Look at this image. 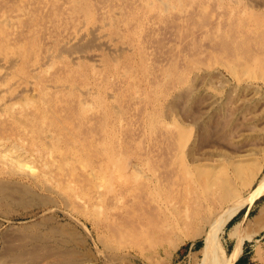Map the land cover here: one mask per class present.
<instances>
[{
  "label": "rangeland",
  "instance_id": "374dc122",
  "mask_svg": "<svg viewBox=\"0 0 264 264\" xmlns=\"http://www.w3.org/2000/svg\"><path fill=\"white\" fill-rule=\"evenodd\" d=\"M156 1L145 0L144 3V0L143 2L142 0L141 2L139 0H33L32 3V0H0V142L3 140L4 144L14 143L16 145L19 142V146L23 148L21 151L25 153L22 152V155L35 160L34 164L39 169L35 176H28L12 173L0 165V183H9L14 185V187L15 184L18 186L22 185L24 189H27V192L29 190L28 195L23 196V199H21L22 197H16V195L12 196L16 198L15 200L12 198L6 201L7 199L5 200L0 196V264H199L200 261L204 260L203 253L207 248L205 244L207 236L204 232L208 228L206 220L212 223L215 220V216L217 217L220 213V210L226 208L227 200L221 201L218 196V189L215 186L208 188L206 191L202 185H195L190 191L183 194L180 193L179 186L176 189L177 186L174 184V187L168 188L166 180H160L158 183L160 187L158 184L150 187V189L154 190H151L152 194L149 196L146 190L142 191L141 188L144 187V181L142 180L144 176L150 177L155 173L165 179L167 174H169V169L172 166H177L183 158H186L187 152V155L190 156L189 151L192 152L190 158L193 161L197 159L198 163L201 162L203 165L208 164V167L206 166L207 169L217 170L219 167L222 170L220 172H224L225 175L229 174L227 176L232 180L231 183H235L234 185L237 187L240 186V193L244 197L259 189L251 199L246 200L238 207L235 206V210H231L232 212L224 222L220 221L218 225L212 228L214 229V243L217 241L223 251V255L218 257L224 264H233L239 255L240 260L238 264H264V186L257 187L259 182L264 179V30L257 26V30L251 29L254 25L253 23H255V19H252L250 15L249 17L246 16V13L254 14L253 12H255L254 17L260 16V19L264 20V0H241L242 3H239L240 0H221L222 2L220 0H189V2L188 0H169L168 7L161 5L160 0L157 1L158 3ZM179 1L181 2L179 3ZM187 2L189 3L188 6H184ZM234 4H237L238 7L236 8ZM178 5L181 6L178 7ZM218 5L220 6L218 7ZM8 6L10 7L8 8ZM6 11L11 15H7ZM145 15L146 17H144ZM185 15H188V17ZM183 20L184 22H182ZM196 20L198 24H196ZM30 22L36 23L37 27L34 23ZM205 22L206 24H203ZM180 23L182 26H179ZM212 26L216 28L214 29ZM247 26L252 27L248 29ZM212 31H215V33ZM136 36L138 37L136 38ZM138 39L141 40L139 41ZM227 39L230 43L229 49L225 47ZM63 44L67 46L63 47ZM59 46H62L63 49ZM59 48L61 49L60 51ZM240 48H245L246 52L240 53L241 55L238 58L234 53L237 50L240 51ZM258 50L263 51L258 52ZM142 51H144L145 55ZM47 53L48 55H46ZM255 56L258 59L257 62L253 60ZM155 65L158 66L156 67ZM188 66L192 68L189 70ZM229 66H232L233 69H229ZM123 69L128 71L125 72ZM227 69H229V72ZM243 69L245 72L242 73ZM60 77L62 80H59ZM30 79L33 80L31 81ZM126 80L128 81L127 83ZM3 81H6V83ZM62 81H65L66 84ZM244 82L252 84L255 92H248L247 89L243 88H235L239 84H245ZM53 83L55 85L52 86ZM127 84L131 86L129 87ZM69 85L71 89H69ZM109 89L110 92L108 91ZM77 92L81 94H77ZM90 92L91 94H89ZM186 94L188 97H186ZM110 97L115 100H112ZM212 97L217 98L216 101H213L212 106H210L208 102ZM42 98H45V100ZM83 98L84 100H82ZM109 98L111 100H108ZM13 99L18 101H15V103ZM87 100L92 101L89 102ZM26 101L30 103L27 104ZM32 101H34V104H32ZM6 107L8 108L6 109ZM47 107H49L50 111L46 109ZM96 108L97 110H95ZM42 110L45 111L42 112ZM43 113L45 114L43 115ZM12 115L15 120H11ZM78 115L81 116L78 118ZM193 116L195 118L190 120ZM81 117L82 119H80ZM53 119L55 122L58 120L57 124ZM19 122L21 123L19 124ZM198 124L200 126L203 124V126L200 127ZM73 127L75 128L73 129ZM47 130L50 132H47ZM58 130L59 133H56ZM94 130L96 132H93ZM85 131L86 135L84 134ZM69 132L71 133L70 135ZM3 135L4 139H2ZM91 135H94L95 139L91 138ZM180 135L181 137L183 135L186 139L183 137L181 139ZM47 136L52 140H57L58 151L48 149V146H45L50 140ZM53 137L56 139H53ZM22 138L24 141H22ZM183 139L186 142H183ZM78 140L80 141L78 142ZM134 142L137 143L135 144ZM181 142L185 143V145L181 144ZM100 143L102 144L100 145ZM124 144L125 146L123 147ZM182 145L183 148L181 149ZM38 146L41 150L43 148L44 152L50 150L54 153L49 151V154L46 155L47 152L38 151ZM158 147L159 149H157ZM82 148L87 149L84 150ZM25 149L28 151L25 152ZM62 149L63 153L61 152ZM95 149L97 150L95 151ZM34 151L39 154H36ZM40 154H43L45 159ZM80 154L83 156L81 157ZM43 159H47L46 161L49 163L47 166H42ZM122 159H125V161ZM191 159H187L190 165L197 163L196 161L191 162ZM237 162L249 166L247 169H254L256 171L254 177L245 179L244 175L246 173L243 172L245 174L240 173L241 176L235 180L232 179L235 178L233 177L235 175L234 169H237L233 165H236ZM153 163L155 164L153 165ZM134 164L135 167L133 168ZM211 164H213V167ZM140 165L141 167H138ZM203 165L201 166L199 163L198 168H203ZM135 168L140 172L142 171L138 179H134L133 174L130 177L128 176ZM151 169L153 170L151 171ZM103 170L104 173H102ZM114 170H122V174L128 173V175L124 174L128 176L127 182H119L116 178L112 180V171ZM40 172H45V174H41ZM87 172L89 173L87 174ZM171 172L173 171L171 170L170 174H172ZM91 173L97 175V177H91ZM46 174L48 175L46 176ZM108 176H111V180H108ZM100 177H103L102 179L106 181L103 180L101 183L102 179ZM258 179L261 181H258ZM111 181L113 184H111ZM67 183L69 184L68 187ZM103 185L106 189L102 187ZM120 186L123 188L121 187L120 189ZM161 186L162 189L164 188V191L161 189ZM111 191H113L114 195ZM141 191L143 195L139 197L144 202L139 205L137 197ZM13 192L18 194L17 191ZM42 194L46 197L44 198ZM181 195H184V197ZM41 198H43V201ZM170 199L172 200L170 201ZM235 200L236 198L231 199L228 203H232ZM111 201L115 205V208ZM95 204L97 205L95 206ZM95 208L101 211L98 212ZM126 209L128 212H126ZM117 213L120 214L118 215ZM129 223L132 227H130ZM122 224L125 226H122ZM119 228L122 229L120 230ZM135 228H138L139 231L137 229L135 231ZM60 231H62V234ZM191 232L194 235L189 238L188 234H192ZM148 234L149 236H147ZM62 238H64L63 241L65 239L66 241L63 242ZM176 238H180V241L177 242ZM54 243H60L61 245L58 246V244L55 245ZM55 246H62L63 248H56V252ZM65 247H68V249ZM12 253L14 254V259L11 257ZM21 258L23 262L20 260Z\"/></svg>",
  "mask_w": 264,
  "mask_h": 264
},
{
  "label": "bare ground",
  "instance_id": "6f19581e",
  "mask_svg": "<svg viewBox=\"0 0 264 264\" xmlns=\"http://www.w3.org/2000/svg\"><path fill=\"white\" fill-rule=\"evenodd\" d=\"M43 1V0H42ZM140 2H141V0H139ZM150 1V0H149ZM153 1V0H152ZM158 1V0H157ZM156 1V2H157ZM221 1V0H220ZM227 1V0H226ZM225 1V2H226ZM5 2V1H4ZM7 2V1H6ZM19 2H21V1H19ZM46 2V1H45ZM132 2V1H131ZM139 2V3H140ZM142 2H143V0H142ZM181 1H179V3H180ZM183 2V1H182ZM188 2H189V0H188ZM187 2V4L186 5H184V6H188V3ZM216 2V1H215ZM222 2V1H221ZM32 3H33V0H32ZM37 3V2H36ZM42 3V2H41ZM129 3V2H128ZM144 3H145V0H144ZM158 3V2H157ZM157 3H155V4H157ZM175 3V2H174ZM178 3V2H177ZM184 3V2H183ZM197 3H198V1H197ZM199 3H200V1H199ZM204 3H205V1H204ZM230 3V2H229ZM234 3V2H233ZM239 3H242L241 2V0H240V2ZM5 4V3H4ZM29 4V3H28ZM44 4V3H43ZM110 4V3H109ZM113 4V3H112ZM121 4H122V2H121ZM120 4V5H121ZM160 4L161 5H163L164 7H168V5H169V0L167 1V0H160ZM171 4H173L172 2H171ZM228 4V3H227ZM244 4V3H243ZM249 4V3H248ZM13 5V4H12ZM22 5V4H21ZM20 5V6H21ZM31 5H33V4H31ZM103 5V4H102ZM117 5V4H116ZM136 5V4H135ZM140 5V4H139ZM146 5H148V4H146ZM200 5H201V3H200ZM223 5V4H222ZM235 6H236V8L238 7V5L237 4H234ZM19 6V7H20ZM26 5H25V3H24V7H25ZM113 6V5H112ZM137 6V5H136ZM163 6H161L162 8H163ZM175 6V5H174ZM179 6H181V5H178V7ZM220 5H218V7H219ZM227 6V5H226ZM228 6H229V4H228ZM261 6V5H260ZM10 6H8V8H9ZM15 7H16V5H15ZM30 7V6H29ZM138 7V6H137ZM146 7V6H145ZM150 7H151V5H150ZM190 7V6H189ZM191 7H193V6H191ZM208 7V6H207ZM233 7V6H232ZM14 8V7H13ZM147 8V7H146ZM173 8V7H172ZM182 8V7H181ZM6 9H7V7H6ZM5 9V10H6ZM40 9V8H39ZM125 9H126V7H125ZM184 9H186V8H184ZM196 9V8H195ZM202 9V8H201ZM200 9V10H201ZM230 9V8H229ZM19 10V9H18ZM20 10H21V8H20ZM23 10V9H22ZM29 10V9H28ZM135 10V9H134ZM150 10V9H149ZM153 10H154V8H153ZM158 10V9H157ZM156 10V11H157ZM160 10H162V9H160ZM168 10V9H167ZM232 10V9H231ZM259 10V9H258ZM12 11V10H11ZM30 11V10H29ZM35 11V10H34ZM138 11V10H137ZM144 11V10H143ZM179 11V10H178ZM249 11V10H248ZM1 12V11H0ZM26 12H27V10H26ZM26 12H25V14H26ZM201 12V11H200ZM244 12V11H243ZM6 13H7V11H6ZM22 13V12H21ZM103 13V12H102ZM198 13V12H197ZM228 13H231V12H228ZM254 14H255V12H253ZM144 14V13H143ZM146 14V13H145ZM180 14V13H179ZM227 14V13H226ZM240 14H242V13H240ZM239 14V15H240ZM254 14H249V13H246V16H248L249 17V15H250V17H252V19L254 18L255 19V23H253L254 25H253V27L252 26H250V27H252L251 29H256V26L257 27H261V28H263V30H264V20H262V19H260V16L259 17H254L253 15ZM260 14V13H259ZM1 15V14H0ZM3 15V14H2ZM7 15H11V14H8L7 13ZM104 15V14H103ZM117 15V14H116ZM115 15V16H116ZM120 15V14H119ZM118 15V16H119ZM159 15V14H158ZM171 15V14H170ZM201 15V14H200ZM229 15V14H228ZM256 15H257V13H256ZM263 15V14H262ZM186 16V15H185ZM196 16H198L197 14H196ZM202 16V15H201ZM222 16V15H221ZM258 16V15H257ZM6 17V16H5ZM22 17V16H21ZM25 17V16H24ZM122 17V16H121ZM144 17H146V15L144 16ZM144 17H142V18H144ZM178 17V16H177ZM186 17H188V15L186 16ZM199 17V16H198ZM226 17H227V15H226ZM26 18V17H25ZM113 18H115V17H113ZM134 18V17H133ZM152 18V17H151ZM170 18V17H169ZM181 18V17H180ZM218 18V17H217ZM24 19V18H23ZM146 19V18H145ZM166 19V18H165ZM212 19V18H211ZM216 19V18H215ZM214 19V20H215ZM240 19V18H239ZM249 19V18H248ZM112 20H114V19H112ZM116 20H118V19H116ZM157 20V19H156ZM188 20H190V19H188ZM9 21V20H8ZM25 21V20H24ZM28 21H29V19H28ZM133 21V20H132ZM131 21V22H132ZM211 21V20H210ZM3 22V21H2ZM35 22V21H34ZM34 22H30V23H34ZM115 22V21H114ZM139 22H141L140 20H139ZM142 22H143V20H142ZM180 22H181V20H180ZM182 22H184V20L182 21ZM187 22V21H186ZM196 22V24H198L197 23V20L195 21ZM201 22V21H200ZM209 22V21H208ZM236 22V21H235ZM253 22V21H252ZM251 22V23H252ZM1 23V22H0ZM4 23V22H3ZM27 23V22H26ZM107 23H108V21H107ZM162 23V22H161ZM173 23V22H172ZM193 23V22H192ZM210 23V22H209ZM21 24V23H20ZM19 24V25H20ZM25 24V23H24ZM28 24V23H27ZM35 24V26H36V23H34ZM116 24V23H115ZM140 24H142V23H140ZM167 24H170V23H167ZM175 24V23H174ZM186 24V23H185ZM203 24H206V22L205 23H203ZM261 24H263V25H261ZM105 25V24H104ZM123 25V24H122ZM143 25V24H142ZM201 25H202V23H201ZM213 25V24H212ZM216 25H217V22H216ZM237 25V24H236ZM6 26V25H5ZM5 26H3V27H5ZM26 26V25H25ZM126 26V25H125ZM179 26H182L181 25V23H180V25ZM205 26V25H204ZM239 26V25H238ZM37 27V26H36ZM198 27V26H197ZM196 27V28H197ZM225 27V26H224ZM228 27V26H227ZM240 27V26H239ZM248 27V29H250V27L249 26H247ZM29 28V27H28ZM125 28H127V27H125ZM133 28H134V26H133ZM212 28H214L213 26H212ZM216 28V27H215ZM214 28V29H215ZM246 28V27H245ZM260 28V29H261ZM145 29V28H144ZM189 29H190V26H189ZM204 29V28H203ZM220 29V28H219ZM1 30V29H0ZM21 30V29H20ZM77 30V29H76ZM180 30V29H179ZM178 30V31H179ZM185 30H187L186 28H185ZM197 30V29H196ZM212 30V29H211ZM241 30V29H240ZM246 30V29H245ZM244 30V31H245ZM257 30V29H256ZM132 31V30H131ZM228 31V30H227ZM226 31V32H227ZM244 31H242V32H244ZM250 31V30H249ZM134 32V31H133ZM136 32V31H135ZM191 32V31H190ZM213 32V31H212ZM224 32V31H223ZM235 32V31H234ZM237 32H238V30H237ZM240 32V31H239ZM253 32H254V30H253ZM137 33V32H136ZM179 33V32H178ZM186 33V32H185ZM192 33V32H191ZM213 33H215V31L213 32ZM222 33V32H221ZM249 33H252V32H249ZM256 33V32H255ZM16 34V33H15ZM21 34V33H20ZM80 34V33H79ZM183 34H184V32H183ZM203 34V33H202ZM217 34V33H216ZM236 34V33H235ZM72 35V34H71ZM120 35V34H119ZM169 35H171V34H169ZM189 35V34H188ZM218 35V34H217ZM232 35V34H231ZM237 35H238V33H237ZM251 35V34H250ZM253 35V34H252ZM259 35V34H258ZM15 36V35H14ZM49 36V35H48ZM100 36V35H99ZM116 36H118V35H116ZM134 36V35H133ZM138 36H139V34H138ZM138 36H136V38L138 37ZM165 36V35H164ZM167 36V35H166ZM198 36H200V35H198ZM255 36V35H254ZM119 37V36H118ZM170 37V36H169ZM192 37V36H191ZM215 37V36H214ZM220 37H221V35H220ZM239 37V36H238ZM253 37V36H252ZM260 37V36H259ZM93 38V37H92ZM224 38V37H223ZM228 38V37H227ZM240 38V37H239ZM257 38V37H256ZM94 39V38H93ZM182 39H184V38H182ZM187 39H189V38H187ZM200 39V38H199ZM213 39V38H212ZM231 39H233L232 37H231ZM230 39V40H231ZM258 39V38H257ZM256 39V40H257ZM11 40V39H10ZM139 40V39H138ZM141 40V39H140ZM139 40V41H140ZM201 40V39H200ZM221 40V39H220ZM255 40V39H254ZM86 41V40H85ZM138 41V42H139ZM162 41H164V40H162ZM160 42V41H159ZM64 43V42H63ZM104 43V42H103ZM141 43V42H140ZM147 43H148V41H147ZM189 43V42H188ZM192 43V42H191ZM232 43H234V42H232ZM236 43V42H235ZM62 44V43H61ZM136 44V43H135ZM237 44H239V43H237ZM7 45V44H6ZM70 45V44H69ZM155 45V44H154ZM158 45V44H157ZM157 45H156V47H157ZM192 45V44H191ZM204 45V44H203ZM67 46V45H66ZM66 46H64V44H63V47H66ZM190 46V45H189ZM229 46H230V43H229V40L227 39V42H226V48L227 49H229ZM10 47V46H9ZM12 47V46H11ZM59 47H61V49H63V47L62 46H59ZM124 47V46H123ZM176 47V46H175ZM174 47V48H175ZM203 47V46H202ZM240 47V46H239ZM242 48H243V46H241ZM101 48V47H100ZM114 48V47H113ZM147 48V47H146ZM247 48H249V46H247ZM60 48H59V51L61 50ZM112 49V48H111ZM119 49V48H118ZM122 49V48H121ZM130 49V48H129ZM144 49V48H143ZM191 49V48H190ZM194 49V48H193ZM201 49V48H200ZM233 49V48H232ZM237 49V48H236ZM241 49V48H240ZM245 49V48H244ZM244 49H241L240 51H236V53H234L237 57L239 56V55H241L240 53H245L246 52V50H244ZM252 49V48H251ZM250 49V50H251ZM5 50V49H4ZM78 50V49H77ZM85 50H86V48H85ZM103 50H104V48H103ZM202 50V49H201ZM206 50V49H205ZM217 50H219V49H217ZM231 50V49H230ZM249 50V51H250ZM68 51H69V49H68ZM80 51V50H79ZM106 51V50H105ZM113 51V50H112ZM118 51H120V50H118ZM156 51V50H155ZM185 51V50H184ZM214 51V50H213ZM223 51V50H222ZM248 51V50H247ZM254 51V50H253ZM261 51V50H260ZM259 50H258V52H260ZM263 51V50H262ZM261 51V52H262ZM67 52V51H66ZM81 52V51H80ZM143 52V54H144V51H142ZM142 52H141V54H142ZM217 52V51H216ZM215 52V53H216ZM220 52V51H219ZM255 52V51H254ZM77 53V52H76ZM149 53H150V51H149ZM173 53V52H172ZM187 53V52H186ZM211 53H212V50H211ZM59 54V53H58ZM115 54V53H114ZM139 54V53H138ZM248 54V53H247ZM246 54V55H247ZM250 54V53H249ZM252 54V53H251ZM46 55H48V53L46 54ZM50 55V54H49ZM93 55V54H92ZM145 55V54H144ZM143 55V56H144ZM149 55H151V54H149ZM148 55V56H149ZM181 55V54H180ZM188 55V54H187ZM195 55H196V52H195ZM204 55H205V53H204ZM212 55V54H211ZM17 56V55H16ZM53 56H55V55H53ZM86 56V55H85ZM112 56H113V54H112ZM111 56V57H112ZM142 56V55H141ZM176 56V55H175ZM178 56V55H177ZM220 56V55H219ZM252 56V55H251ZM46 57V56H45ZM91 57V56H90ZM159 57V56H158ZM190 57V56H189ZM218 57V56H217ZM236 57V58H237ZM24 58V57H23ZM48 58V57H47ZM56 58H58V57H56ZM113 58V57H112ZM111 58V59H112ZM177 58V57H176ZM191 58V57H190ZM214 58V57H213ZM239 58V57H238ZM241 58V57H240ZM255 59H253L254 61H258V59L256 58V56L254 57ZM21 59V58H20ZM49 59H50V57H49ZM61 59V58H60ZM85 59V58H84ZM89 59V58H88ZM92 59V58H91ZM99 59V58H98ZM98 59H95V60H98ZM141 59H142V57H141ZM187 59V58H186ZM235 59V58H234ZM12 60V59H11ZM164 60V59H163ZM170 60V59H169ZM201 60V59H200ZM206 60V59H205ZM245 60V59H244ZM43 61V60H42ZM46 61V60H45ZM82 61V60H81ZM99 61V60H98ZM199 61V60H198ZM226 61V60H225ZM51 62H52V60H51ZM88 62V61H87ZM94 62H96V61H94ZM112 62V61H111ZM142 62H143V60H142ZM152 62V61H151ZM169 62V61H168ZM183 62H185V61H183ZM188 62V61H187ZM206 62V61H205ZM54 63V62H53ZM144 63H146L145 61H144ZM149 63V62H148ZM189 63V62H188ZM207 63V62H206ZM227 63V62H226ZM230 63V62H229ZM235 63V62H234ZM260 63V62H259ZM14 64V63H13ZM89 64V63H88ZM150 64V63H149ZM236 65H237V63H235ZM34 65V64H33ZM47 65H50V64H47ZM46 65V66H47ZM117 65V64H116ZM145 65V64H144ZM148 65V64H147ZM229 65V64H228ZM238 65H241V64H238ZM38 66V65H37ZM52 66V65H51ZM114 66V65H113ZM156 66V65H155ZM158 66V65H157ZM156 66V67H157ZM190 66V65H189ZM188 66V67H189ZM244 66V65H243ZM242 66V67H243ZM14 67V66H13ZM31 67V66H30ZM49 67V66H48ZM78 67V66H77ZM154 67V66H153ZM162 67V66H161ZM171 67H173V66H171ZM187 67V68H188ZM208 67H209V65H208ZM47 68V67H46ZM192 67H189L188 69L190 70ZM198 68V67H197ZM206 68V67H205ZM229 69H233V67L232 66H229L228 67ZM245 68V67H244ZM22 69V68H21ZM32 69H33V67H32ZM120 69V68H119ZM130 69H132V68H130ZM200 69V68H199ZM202 69V68H201ZM229 69H227V71L229 70ZM236 69V68H235ZM239 69V68H238ZM259 69V68H258ZM264 69V68H263ZM2 70V69H1ZM11 70V69H10ZM55 70V69H54ZM122 70V69H121ZM124 70V69H123ZM147 70V69H146ZM163 70V69H162ZM175 70V69H174ZM185 70V69H184ZM183 70V71H184ZM189 70H188V72H189ZM209 70V69H208ZM125 71V70H124ZM126 71H128V70H126ZM125 71V72H126ZM177 71V70H176ZM205 71H206V69H205ZM259 71V70H258ZM263 71V70H262ZM12 72V71H11ZM47 72V71H46ZM58 72V71H57ZM151 72V71H150ZM155 72V71H154ZM167 72V71H166ZM169 72H171V70H169ZM168 72V73H169ZM229 72V71H228ZM234 72V71H233ZM239 72H240V70H239ZM243 72H245L244 71V69H243V71H242V73ZM5 73H7V72H5ZM61 73V72H60ZM129 73V72H128ZM164 73V72H163ZM175 73V72H174ZM173 73V74H174ZM195 73V72H194ZM241 73V74H242ZM63 74V73H62ZM126 74V73H125ZM183 74H185V73H183ZM235 74V73H234ZM239 74V73H238ZM246 75H248L247 73H245ZM36 75H38V74H36ZM35 75V76H36ZM40 75V74H39ZM57 75H58V73H57ZM56 75V76H57ZM61 75V74H60ZM127 75V74H126ZM161 75V74H160ZM193 75V74H192ZM233 75V74H232ZM252 75V74H251ZM3 76V75H2ZM18 76V75H17ZM20 76V75H19ZM32 76V75H31ZM53 76V75H52ZM63 76V75H62ZM61 76V77H62ZM129 76V75H128ZM131 76V75H130ZM163 76V75H162ZM188 76V75H187ZM239 76V75H238ZM241 76V75H240ZM13 77V76H12ZM60 77V78H61ZM161 77V76H160ZM37 78V77H36ZM54 78H55V76H54ZM54 78H53V80H54ZM57 78H58V76H57ZM59 78V80H62V78L60 79ZM234 78V77H233ZM236 78H238V77H236ZM246 78V77H245ZM251 78V77H250ZM1 79V78H0ZM26 79V78H25ZM127 79V78H126ZM164 79V78H163ZM8 80V79H7ZM31 80V79H30ZM29 80V81H30ZM33 80V79H32ZM31 80V81H32ZM52 80V79H51ZM58 80V79H57ZM56 80V81H57ZM123 80V79H122ZM121 80V81H122ZM146 80V79H145ZM151 80V79H150ZM176 80V79H175ZM234 80H235V78H234ZM237 80V79H236ZM239 80V79H238ZM247 80V79H246ZM263 80V79H262ZM11 81V80H10ZM55 81V82H56ZM70 81V80H69ZM251 81V80H250ZM4 82V81H3ZM54 82V83H55ZM58 82V81H57ZM61 82V81H60ZM63 82V81H62ZM128 81L126 80V83H127ZM199 82H200V80H199ZM240 82V81H239ZM249 82V81H248ZM258 82V81H257ZM4 83H6V81L4 82ZM25 83V82H24ZM36 83V82H35ZM52 84V86L53 85H55V84ZM63 83H65V81L63 82ZM120 83V82H119ZM123 83V82H122ZM174 83H176V82H174ZM215 83V82H214ZM237 83V82H236ZM245 83V82H244ZM40 84H41V82H40ZM39 84V85H40ZM45 84H47V83H45ZM61 84V83H60ZM66 84V83H65ZM68 84V83H67ZM72 84V83H71ZM125 84V83H124ZM123 84V85H124ZM213 84V83H212ZM42 85V84H41ZM51 85V84H50ZM59 85V84H58ZM64 85V84H63ZM126 85V84H125ZM124 85V86H125ZM128 86H129V84H127ZM154 85H155V83H154ZM159 85H160V83H159ZM234 85V84H233ZM11 86V85H10ZM13 86V85H12ZM70 86V85H69ZM82 86V85H81ZM117 86V85H116ZM119 86V85H118ZM131 86V85H130ZM129 86V87H130ZM134 86V85H133ZM209 86V85H208ZM216 86V85H215ZM236 86V85H235ZM48 87V86H47ZM64 87H65V85H64ZM111 87V86H110ZM123 87V86H122ZM127 87V86H126ZM135 87V86H134ZM160 87V86H159ZM40 88V87H39ZM61 88V87H60ZM67 88V87H66ZM78 88V87H77ZM177 88V87H176ZM223 88V87H222ZM235 88H243V89H247L248 90V92H255L254 91V86H252V84L250 85V84H239L237 87H235ZM7 89V88H6ZM63 89H65V88H63ZM69 89H71V86H70V88ZM81 89H83V88H81ZM95 89V88H94ZM126 89V88H125ZM154 89H155V87H154ZM25 90V89H24ZM30 90V89H29ZM58 90V89H57ZM76 90H79V89H76ZM128 90H129V88H128ZM217 90V89H216ZM63 91V90H62ZM69 91V90H68ZM82 91V90H81ZM107 91V90H106ZM109 92H110V89L108 90ZM182 91V90H181ZM41 92V91H40ZM83 92V91H82ZM85 92V91H84ZM177 92V91H176ZM236 92V91H235ZM4 93V92H3ZM39 93V92H38ZM47 93V92H46ZM56 93H57V91H56ZM68 93H70V92H68ZM79 92H77V94H78ZM86 93V92H85ZM96 93V92H95ZM112 93V92H111ZM181 93V92H180ZM34 94V93H33ZM79 94H81V93H79ZM84 94V93H83ZM89 94H91V92L89 93ZM208 94V93H207ZM41 95V94H40ZM63 95V94H62ZM113 95V94H112ZM115 95H116V93H115ZM114 95V96H115ZM194 95V94H193ZM240 95V94H239ZM245 95V94H244ZM2 96V95H1ZM76 96V95H75ZM108 96V95H107ZM135 96V95H134ZM77 97V96H76ZM78 97H80V96H78ZM84 97H85V95H84ZM182 97V96H181ZM186 97H188L187 96V94H186ZM229 97V96H228ZM29 98V97H28ZM70 98H72V97H70ZM87 98V97H86ZM111 98V97H110ZM108 99V100H111V99ZM201 98V97H200ZM216 98L217 97H212L211 99H209L210 101L208 102V103H210L209 105L210 106H212V104H213V101H216ZM8 99V98H7ZM43 99V98H42ZM80 99V98H79ZM78 99V100H79ZM187 99V98H186ZM14 100V99H13ZM38 100V99H37ZM43 100H45V98L43 99ZM47 100V99H46ZM68 100V99H67ZM82 100H84V98L82 99ZM81 100V101H82ZM112 100H115L114 98L112 99ZM9 101V100H8ZM16 100H14V102H15ZM18 101V100H17ZM16 101V102H17ZM21 101V100H20ZM42 101V100H41ZM40 101V102H41ZM60 101V100H59ZM87 101H89V100H87ZM86 101V102H87ZM90 101H92V100H90ZM89 101V102H90ZM132 101V100H131ZM169 101V100H168ZM235 101V100H234ZM5 102V101H4ZM10 103H12L11 101H9ZM9 102H7L8 104H9ZM15 102V103H16ZM27 102V101H26ZM37 102V101H36ZM57 102V101H56ZM61 102V101H60ZM79 102V101H78ZM115 102V101H114ZM128 102V101H127ZM222 102V101H221ZM253 102V101H252ZM6 103V102H5ZM28 103H30V102H27V104ZM69 103H70V101H69ZM74 103V102H73ZM93 103H94V101H93ZM92 103V104H93ZM116 103V102H115ZM233 103V102H232ZM3 104V103H2ZM8 104H6V105H8ZM20 104H22V103H20ZM20 104H18V105H20ZM32 104H34V101H32ZM44 104V103H43ZM83 104V103H82ZM84 104H86V103H84ZM90 104V103H89ZM111 104H113V103H111ZM126 104V103H125ZM216 104V103H215ZM224 104V103H223ZM227 104V103H226ZM249 104V103H248ZM251 104V103H250ZM17 105V104H16ZM36 105V104H35ZM47 105V104H46ZM62 105V104H61ZM64 105V104H63ZM128 105H129V103H128ZM139 105V104H138ZM5 106V105H4ZM44 106V105H43ZM48 106H50V105H48ZM83 106V105H82ZM81 106V107H82ZM90 106V105H89ZM134 106V105H133ZM136 106V105H135ZM228 106V105H227ZM236 106V105H235ZM8 107H9V105H8ZM8 107H6V109L8 108ZM19 107H21V106H19ZM18 107V108H19ZM26 107V106H25ZM33 107V106H32ZM60 107V106H59ZM64 107V106H63ZM78 107V106H77ZM91 107V106H90ZM96 107V106H95ZM112 107V106H111ZM116 107V106H115ZM114 107V108H115ZM122 107V106H121ZM229 107V106H228ZM35 108V107H34ZM49 107H47L46 109H48ZM56 108V107H55ZM58 108V107H57ZM80 108V107H79ZM94 108V107H93ZM113 108V109H114ZM119 108V107H118ZM118 108H116L117 110H118ZM124 108H126V107H124ZM3 109V108H2ZM45 109V110H46ZM82 109V108H81ZM85 109V108H84ZM89 109V108H88ZM87 109V110H88ZM115 109V110H116ZM132 109V108H131ZM174 109V108H173ZM37 110H38V108H37ZM44 110V111H45ZM49 111H50V109H48ZM74 110V109H73ZM86 110V111H87ZM95 110H97V108L95 109ZM128 110V109H127ZM226 110V109H225ZM225 110H224V112H225ZM34 111V110H33ZM39 111V110H38ZM43 110H42V112H44ZM47 111V110H46ZM59 111V110H58ZM79 111V110H78ZM119 111V110H118ZM129 111V110H128ZM181 111V110H180ZM206 111V110H205ZM205 111H203L204 113H205ZM215 111V110H214ZM2 112V111H1ZM8 112H9V110H8ZM7 112V113H8ZM11 112V111H10ZM35 112V111H34ZM40 112V111H39ZM41 112V113H42ZM53 112V111H52ZM120 112H121V110H120ZM223 112V113H224ZM254 112V111H253ZM6 113V112H5ZM25 113V112H24ZM46 113V112H45ZM45 113H43V115L45 114ZM69 113V112H68ZM74 113V112H73ZM89 113V112H88ZM95 113V112H94ZM126 113V112H125ZM125 113H124V115H125ZM185 113V112H184ZM214 113V112H213ZM228 113V112H227ZM36 114V113H35ZM34 114V115H35ZM39 114V113H38ZM122 114H123V112H122ZM127 114V113H126ZM131 114H132V112H131ZM136 114V113H135ZM134 114V115H135ZM199 114V113H198ZM201 114V113H200ZM1 115V114H0ZM5 115V114H4ZM26 115V114H25ZM33 115V114H32ZM63 115V114H62ZM73 115V114H72ZM76 115V114H75ZM90 115V114H89ZM97 115V114H96ZM121 115V114H120ZM119 115V116H120ZM141 115V114H140ZM211 115H213V114H211ZM210 115V116H211ZM245 115V114H244ZM24 116V115H23ZM31 116V115H30ZM37 116V115H36ZM40 116V115H39ZM47 116H48V114H47ZM46 116V118H48ZM55 116V115H54ZM79 116H81V115H78V118H79ZM83 116V115H82ZM199 116V115H198ZM229 116H231V115H229ZM9 117H10V115H9ZM12 118H11V120L13 119V120H15L14 118H13V115L11 116ZM43 117V116H42ZM51 117V116H50ZM56 117V116H55ZM68 117V116H67ZM74 117V116H73ZM121 117V116H120ZM133 117V116H132ZM172 117V116H171ZM200 117V116H199ZM32 118V117H31ZM39 118V117H38ZM44 118V117H43ZM42 118V119H43ZM70 118V117H69ZM85 118V117H84ZM100 118V117H99ZM134 118V117H133ZM178 118V117H177ZM195 117L193 116V118L192 119H190V120H193ZM197 118V117H196ZM209 118V117H208ZM6 119V118H5ZM4 119V120H5ZM26 119H27V117H26ZM34 119V118H33ZM80 119H82V117L80 118ZM91 119V118H90ZM89 119V120H90ZM207 119V118H206ZM21 120H22V118H21ZM36 120V119H35ZM50 120V119H49ZM121 120H123L122 118H121ZM7 121V120H6ZM18 121V120H17ZM33 121V120H32ZM40 121V120H39ZM43 121V120H42ZM51 121V120H50ZM53 121H54V119H53ZM58 121V120H57ZM56 121V122H57ZM78 121V120H77ZM119 121V120H118ZM206 121V120H205ZM52 122V121H51ZM55 122V121H54ZM55 122V123H56ZM74 122V121H73ZM93 122V121H92ZM100 122V121H99ZM120 122V121H119ZM154 122V121H153ZM207 122H208V120H207ZM206 122V123H207ZM210 122V121H209ZM1 123V122H0ZM12 123V122H11ZM18 123V122H17ZM21 122H19V124H20ZM26 123V122H25ZM49 123V122H48ZM225 123V122H224ZM52 124H53V122H52ZM51 124V125H52ZM57 124V123H56ZM132 124V123H131ZM154 124V123H153ZM50 125V124H49ZM78 125V124H77ZM135 125V124H134ZM137 125V124H136ZM155 125V124H154ZM158 125V124H157ZM156 125V126H157ZM166 125V124H165ZM18 126V125H17ZM22 126H23V124H22ZM24 126H25V124H24ZM26 126H27V123H26ZM25 126V127H26ZM54 126V125H53ZM60 126V125H59ZM73 126V125H72ZM83 126V125H82ZM91 126H93V125H91ZM97 126V125H96ZM96 126H95V130H96ZM120 126H121V124H120ZM152 126V125H151ZM198 126H200L199 124H198ZM202 126H203V124H202ZM202 126H200V127H202ZM4 127V126H3ZM15 127V126H14ZM41 127V126H40ZM62 127V126H61ZM85 127V126H84ZM100 127V126H99ZM105 127H106V125H105ZM154 127V126H153ZM158 127V126H157ZM168 127V126H167ZM196 127H197V125H196ZM2 128V127H1ZM13 128V127H12ZM23 128V127H22ZM38 128V127H37ZM51 128V127H50ZM53 128V127H52ZM64 128V127H63ZM70 128H72V127H70ZM75 127H73V129H74ZM83 128V127H82ZM87 128V127H86ZM85 128V129H86ZM89 128V127H88ZM136 128V127H135ZM155 128V127H154ZM161 128H163V127H161ZM187 128H189V127H187ZM232 128V127H231ZM4 129H5V127H4ZM25 129V128H24ZM59 129H60V127H59ZM81 129V128H80ZM94 129V128H93ZM153 129V128H152ZM33 130V129H32ZM31 130V131H32ZM43 130V129H42ZM51 130V129H50ZM67 130V129H66ZM65 130V131H66ZM77 130V129H76ZM93 131V132H96V131ZM107 130V129H106ZM116 130V129H115ZM157 130V129H156ZM5 131V130H4ZM3 131V132H4ZM12 131V130H11ZM16 131V130H15ZM21 131H22V129H21ZM29 131V130H28ZM49 130H47V132H48ZM61 131V130H60ZM68 131V130H67ZM66 131V133H68ZM73 131V130H72ZM117 131V130H116ZM137 131V130H136ZM165 131V130H164ZM167 131V130H166ZM173 131V130H172ZM183 131H184V129H183ZM206 131H208V130H206ZM225 131V130H224ZM2 132V133H3ZM33 132V131H32ZM38 132V131H37ZM41 132V131H40ZM43 132V131H42ZM50 132V131H49ZM52 132V131H51ZM107 132V131H106ZM131 132H132V129H131ZM185 132H186V130H185ZM226 132V131H225ZM232 132V131H231ZM5 133V132H4ZM56 133H59V130H58V132H56ZM75 133H77L76 131H75ZM90 133H92V132H90ZM171 133V132H170ZM1 134V133H0ZM20 134V133H19ZM31 135H32V133H30ZM46 134V133H45ZM51 134V133H50ZM71 133L69 132V135H70ZM85 135H86V131H85V133H84ZM88 134V133H87ZM118 134H120V133H118ZM117 134V135H118ZM150 134V133H149ZM230 134H232V133H230ZM229 134V135H230ZM34 135V134H33ZM80 135H82L81 133H80ZM237 135V134H236ZM19 136V135H18ZM21 136V135H20ZM36 136V135H35ZM34 136V137H35ZM41 136V135H40ZM58 136V135H57ZM72 136V135H71ZM77 136V135H76ZM113 136V135H112ZM133 136V135H132ZM171 136V135H170ZM172 136H173V134H172ZM176 136H177V134H176ZM204 136V135H203ZM8 137V136H7ZM30 137V136H29ZM28 137V138H29ZM43 137V136H42ZM41 137V138H42ZM50 137V136H49ZM80 137V136H79ZM94 138V135L92 136L91 135V138ZM105 137V136H104ZM110 137V136H109ZM174 137V136H173ZM180 137H181V135H180ZM182 137H183V135H182ZM182 137H181V139H182ZM18 138V137H17ZM27 138V139H28ZM36 138V137H35ZM37 138H39L38 136H37ZM47 138H48V136H47ZM55 137H53V139H54ZM58 138H59V136H58ZM71 138V137H70ZM83 138H84V136H83ZM106 138V137H105ZM118 138V137H117ZM120 138V137H119ZM155 138V137H154ZM171 138V137H170ZM184 138V137H183ZM2 139H4V135H3V138ZM48 139H50V138H48ZM56 139V138H55ZM77 139V138H76ZM79 139V138H78ZM86 139V138H85ZM84 139V140H85ZM95 139V138H94ZM152 139V138H151ZM177 139L179 140V138H178V136H177ZM184 139H186V138H184ZM183 139V142L185 141L186 142V140H184ZM16 140V139H15ZM30 140H31V138H30ZM42 140V139H41ZM118 140V139H117ZM148 140V139H147ZM150 140V139H149ZM155 140V139H154ZM161 140V139H160ZM178 140H177V142H178ZM223 140H224V138H223ZM3 141V140H2ZM0 142V146L2 147H0V165H2L5 169H8V170H10L12 173H16V174H20V175H28V176H35V174L36 173H38V171H39V169L37 168V166H36V164H34V161L35 160H32L30 157H25V156H23L22 155V152L23 151H21V149H23L21 146H19L20 145V143L18 142V145H16V144H4L3 142ZM8 141V140H7ZM10 141V140H9ZM17 141V140H16ZM18 141H20L19 139H18ZM22 141H24L23 140V138H22ZM21 141V142H22ZM39 141V140H38ZM80 140H78V142H79ZM108 141V140H107ZM138 141V140H137ZM4 142H5V140H4ZM15 142V141H14ZM66 142V141H65ZM76 142H77V140H76ZM84 142V141H83ZM91 142V141H90ZM118 142V141H117ZM120 142V141H119ZM146 142V141H145ZM157 142V141H156ZM183 142H181V144H183ZM6 143V142H5ZM10 143H12V142H10ZM22 143H24V142H22ZM41 143V142H40ZM57 140H52V139H50L49 141H48V144H46L45 146H48V149H54L55 151H58V145H57ZM92 143V142H91ZM135 143V142H134ZM137 143V142H136ZM135 143V144H136ZM149 143V142H148ZM147 143V144H148ZM159 143V142H158ZM217 143V142H216ZM263 143V142H262ZM38 144V143H37ZM85 144V143H84ZM102 143H100V145H101ZM112 144V143H111ZM115 144V143H114ZM146 144V145H147ZM154 144V143H153ZM162 144H164V143H162ZM33 145V144H32ZM39 145V144H38ZM64 145V144H63ZM68 145H70V144H68ZM67 145V146H68ZM75 145V144H74ZM74 145H73V147H74ZM89 146H92V145H90V144H88ZM96 145V144H95ZM99 145V146H100ZM107 145V144H106ZM119 145V144H118ZM156 145V144H155ZM170 145V144H169ZM183 145H185V143L183 144ZM183 145L181 146V149L183 148ZM30 146V145H29ZM61 146H62V144H61ZM67 146H64V147H67ZM77 146H78V144H77ZM77 146H75V147H77ZM94 146V145H93ZM125 146V144L123 145V147ZM174 146H176V145H174ZM173 146V147H174ZM180 146V145H179ZM187 146V145H186ZM227 146V145H226ZM32 147V146H31ZM42 147V146H41ZM44 147V146H43ZM86 147V146H85ZM105 147V146H104ZM109 147V146H108ZM167 147V146H166ZM185 147V146H184ZM212 147V146H211ZM37 148V147H36ZM38 148H39V146H38ZM47 148V147H46ZM61 148H63V147H61ZM60 148V149H61ZM72 148V147H71ZM94 148H95V146H94ZM121 148V147H120ZM147 148V147H146ZM162 148V147H161ZM160 148V149H161ZM179 148V147H178ZM186 148V147H185ZM184 148V149H185ZM34 149H35V147H34ZM66 149V148H65ZM65 149H64V151H65ZM69 149V148H68ZM73 149V148H72ZM82 149H84V148H82ZM87 149V148H86ZM86 149H84V150H86ZM91 149V148H90ZM97 149H99V148H97ZM97 149H95V151L97 150ZM112 149H113V147H112ZM123 149V148H122ZM149 149V148H148ZM157 149H159V147L157 148ZM183 149V150H184ZM187 149V148H186ZM185 149V150H186ZM189 149H190V147H189ZM195 149V148H194ZM41 149L39 148V150L38 151H40ZM44 149L42 148V150L41 151H43ZM53 150V151H54ZM77 150V149H76ZM83 150V151H84ZM89 150V149H88ZM87 150V151H88ZM117 150V149H116ZM150 150V149H149ZM164 150V149H163ZM25 152L26 151H28L27 149H25L24 150ZM36 151H37V149H36ZM50 151V150H49ZM48 150L46 151V152H44V153H46V155H48L49 152ZM78 151V150H77ZM113 151H114V149H113ZM144 151V150H143ZM159 151V150H158ZM157 151V152H158ZM161 151V150H160ZM177 151V150H176ZM246 151V150H245ZM30 152V151H29ZM35 152V151H34ZM50 152H52V151H50ZM62 153H63V149H62V151H61ZM67 152H69V151H67ZM72 152H74V151H72ZM71 152V153H72ZM80 152V151H79ZM89 152V151H88ZM87 152V153H88ZM100 152V151H99ZM150 152V151H149ZM152 152V151H151ZM156 152V151H155ZM182 153H183V151H181ZM24 153V152H23ZM36 154H39V153H37V152H35ZM43 153V154H44ZM52 153H54V152H52ZM58 153V152H57ZM60 153V152H59ZM76 153V152H75ZM78 153V152H77ZM96 153H98V152H96ZM146 153V152H145ZM167 153H168V151H167ZM25 154V153H24ZM29 154V153H28ZM43 154L41 155V156H43ZM66 154V153H65ZM90 154V153H89ZM106 154V153H105ZM109 154V153H108ZM119 154H120V152H119ZM165 154V153H164ZM184 154V153H183ZM188 154V152L186 153V158H183L182 159V161L177 165V166H172L170 169L169 168H167V169H169L170 171L172 170L173 172H171L172 174H170V171H169V174H167V177L166 176H164V177H166L165 179H163L162 177H160L159 175H157V174H155V173H153L152 174V176H150V177H148V176H144V179H142L143 181H144V187H141L142 188V191H144V190H146V192H147V195L149 196L150 194H152V192H151V190H154V189H150V187L151 186H153V185H157L159 182H160V180H166V185L168 186V188L169 187H174V184L177 186V188L176 189H178V186H179V191H180V193H183L184 194V192H188V191H190V189L191 188H193L195 185H202V187H204L205 189H206V191L208 190V188H211L212 186H215L217 189H218V196H219V198L221 199V201L222 200H227L226 202H227V206H226V208H224L223 210L221 209L220 210V213L217 215V217L215 216V220L212 222V223H210L208 220H206V224H207V226H208V228H207V230H204V232H205V234H206V236H207V238H205V244H206V246H207V248L205 249V251H204V253H203V257H204V260H202V261H200L199 262V264H224L221 260H220V258L218 257V256H220V255H223V251H222V249L220 248V246L218 245V243H217V241L214 243V227L216 226V225H218V222H220V221H225L226 219H227V217L229 216V214L232 212V211H234L235 209L234 208H236L235 206H240L241 204H243L246 200H248V199H251V197L253 196V195H255V193L259 190H257L256 192H255V190L252 192V193H250L249 195H247L246 197H244V195H241V193H240V186H236V185H234V184H232L231 183V179L229 178V176H227V175H229V174H227V175H225L224 174V172H220V171H222L221 170V168H219L218 167V169L217 170H210V169H207V165H203L201 162H199L200 163V165L202 166H204L203 168H198V166H199V163L197 162V159H194V161L190 158L191 157V154H192V152L191 151H189V155L190 156H188L187 155ZM31 155V154H30ZM52 155V154H51ZM74 155V154H73ZM78 155V154H77ZM92 155H93V153H92ZM99 155H100V153H99ZM123 155V154H122ZM182 155V154H181ZM185 155V154H184ZM40 156V157H41ZM54 156V155H53ZM80 156H81V154H80ZM83 156V155H82ZM81 156V157H82ZM84 156H86V155H84ZM117 156V155H116ZM121 156V155H120ZM143 156V155H142ZM149 156V155H148ZM163 156V155H162ZM172 156V155H171ZM170 156V157H171ZM32 157V156H31ZM35 157V156H34ZM33 157V158H34ZM46 157V156H45ZM48 157H50V156H48ZM63 157V156H62ZM67 157V156H66ZM73 157V156H72ZM78 157H79V155H78ZM77 157V158H78ZM111 157V156H110ZM109 157V160L111 161V158ZM140 157V156H139ZM160 157V156H159ZM164 157H166V156H164ZM173 157V156H172ZM193 157V156H192ZM43 158H44V156H43ZM47 158V157H46ZM51 158V157H50ZM64 158V157H63ZM84 158V157H83ZM116 158V157H115ZM123 158V157H122ZM138 158V157H137ZM153 158H155V156H153ZM161 158V157H160ZM45 159V158H44ZM43 159V160H44ZM61 159V158H60ZM66 160H67V158H65ZM76 159V158H75ZM107 159V158H106ZM127 159V158H126ZM148 159H150V158H148ZM156 159V158H155ZM165 159H167V158H165ZM172 159V158H171ZM187 159H191V162H197V163H194V164H192V165H190L189 164V162L187 161ZM203 159H204V157H203ZM39 160V159H38ZM41 160V159H40ZM47 160V159H46ZM46 160H44V161H42L43 163H42V166H47L49 163H48V161H46ZM57 160V159H56ZM55 160V161H56ZM59 160V159H58ZM69 160H70V157H69ZM115 160V159H114ZM123 160V159H122ZM121 160V161H122ZM142 160V159H141ZM161 160V159H160ZM168 160V159H167ZM72 161V160H71ZM75 161V160H74ZM98 161H100V160H98ZM115 161H118L117 159L115 160ZM120 161V160H119ZM123 161H125V159L123 160ZM129 161V160H128ZM151 161V160H150ZM166 161V160H165ZM168 161H170V160H168ZM190 161V160H189ZM50 162V161H49ZM69 162V161H68ZM73 162V161H72ZM71 162V163H72ZM77 162V161H76ZM106 162V161H105ZM109 162V161H108ZM112 162H114V161H112ZM156 162V161H155ZM170 162H172V161H170ZM35 163H37V162H35ZM40 163V162H39ZM59 163H61V162H59ZM101 163V162H100ZM103 163V162H102ZM111 163V162H110ZM123 163V162H122ZM136 163H138V162H136ZM135 163V164H136ZM145 163H146V161H145ZM231 163V162H230ZM52 164V163H51ZM65 164V163H64ZM63 164V165H64ZM69 164V163H68ZM83 164V163H82ZM125 164V163H124ZM123 164V165H124ZM135 164H134V166H133V168L135 167ZM141 164H142V162H141ZM155 163H153V165H154ZM168 164V163H167ZM217 164V163H216ZM246 164V163H245ZM39 165V164H38ZM62 165V164H61ZM101 165V164H100ZM168 165H170V164H168ZM212 165V167H213V164H211ZM41 166V165H40ZM41 166V167H42ZM83 166H85L84 164H83ZM152 166V165H151ZM163 166H164V164H163ZM207 166V167H206ZM233 166H236V168L237 169H234L235 170V175L233 176V175H231V176H233V177H235V178H232V179H237L239 176H241V174L240 173H243V172H245L246 173V175H244L245 176V179L246 178H253L254 177V175H255V173H256V171L254 170V169H252V170H250V169H247L249 166H245V165H243L242 163H239V162H237L236 163V165L234 164ZM65 167V166H64ZM70 167H71V165H70ZM77 167V166H76ZM80 167V166H79ZM82 167V166H81ZM102 167V166H101ZM121 167V166H120ZM125 167V166H124ZM138 167H141V165L140 166H138ZM143 167V166H142ZM155 167V166H154ZM157 167H158V165H157ZM161 167V166H160ZM221 167V166H220ZM1 168V167H0ZM3 168V169H4ZM44 168V167H43ZM95 168V167H94ZM105 168V167H104ZM106 168H107V163H106ZM132 168V167H131ZM164 168H166V167H164ZM51 169H52V167H51ZM66 169V168H65ZM69 169V168H68ZM96 169H98V168H96ZM140 169V168H139ZM75 170V169H74ZM100 170V169H99ZM102 170V169H101ZM111 170V169H110ZM126 170V169H125ZM124 170V171H125ZM144 170V169H143ZM153 169H151V171H152ZM157 170V169H156ZM166 170V169H165ZM243 170V171H242ZM1 171V170H0ZM9 171V172H10ZM242 171V172H241ZM255 171V172H254ZM102 172V171H101ZM122 172V170L121 171H112V180H113V178H116V179H118V181L119 182H127V178H128V176L130 177L132 174V176H133V178L134 179H138V177H140V173L142 172H140L137 168H135L132 172H131V174L130 175H128V173H126L128 176H125L124 174L125 173H121ZM129 172H130V170H129ZM144 172H145V170H144ZM159 172V171H158ZM167 172V171H166ZM233 172V171H232ZM254 172V173H253ZM4 173V172H3ZM6 173V172H5ZM41 173V172H40ZM43 174H45V172H42ZM41 173V174H42ZM51 173V172H50ZM89 172H87V174H88ZM95 173V172H94ZM102 173H104V170H103V172ZM107 173H108V169H107ZM106 173V174H107ZM160 173V172H159ZM245 173H243V174H245ZM9 175H10V173H8ZM92 174V173H91ZM90 174V175H91ZM97 174V173H96ZM147 174H148V171H147ZM232 174V173H231ZM1 175V174H0ZM6 175V174H5ZM48 174H46V176H47ZM103 175H105V174H103ZM108 175V174H107ZM145 175V174H144ZM150 175V174H149ZM161 175V174H160ZM3 176V175H2ZM45 176V175H44ZM57 176V175H56ZM88 176V175H87ZM94 176H96L97 177V175H91V177H93L94 178ZM163 176V175H162ZM37 177V176H36ZM109 177V176H108ZM143 177V176H142ZM19 178V177H18ZM44 178H46V177H44ZM47 178H49V177H47ZM78 178V177H77ZM81 178V177H80ZM84 178V177H83ZM101 179L103 178V177H100ZM1 179H3V178H1ZM41 179V178H40ZM65 179V178H64ZM69 179V178H68ZM97 179V178H96ZM260 179H261V177H260ZM260 179H258V181L260 180ZM30 180V179H29ZM43 180V179H42ZM66 180V179H65ZM81 180V179H80ZM104 179H102L100 182L102 183V181H103ZM108 180H111V176L109 177V179ZM94 181V180H93ZM104 181H106V180H104ZM139 181H141V180H139ZM245 181H248V180H245ZM261 181V180H260ZM7 182V181H6ZM52 182V181H51ZM58 182V181H57ZM71 182V181H70ZM109 182V181H108ZM112 182V181H111ZM115 182V181H114ZM134 182V181H133ZM132 182V183H133ZM242 182V181H241ZM240 182V183H241ZM79 183V182H78ZM99 183V182H98ZM100 183V184H101ZM110 183V182H109ZM165 183V182H164ZM237 183V182H236ZM239 183V184H240ZM7 184H9V183H3V182H1L0 183V196L1 197H3L6 201H8V200H11L12 198L15 200L16 198H14V197H12V196H16V197H22L21 199H23V196H26V195H28V193H29V190H28V192L26 191L27 189H24L23 187H22V185H16L15 184V187H14V185H12V184H9V185H7ZM73 184V183H72ZM93 185H94V183H92ZM111 184H113V182L111 183ZM135 184H136V182H135ZM246 184V183H245ZM264 184V179L261 181V182H259V184L257 185V187L258 188H260L261 186H264L263 185ZM27 185V184H26ZM58 185V184H57ZM65 185V184H64ZM68 183H67V187H68ZM99 185V184H98ZM97 185V186H98ZM125 185V184H124ZM242 185H244L243 183H242ZM21 186V187H20ZM24 186V185H23ZM45 186H46V184H45ZM53 186V185H52ZM75 186V185H74ZM107 186V185H106ZM109 186V185H108ZM113 186V185H112ZM117 187H118V185H116ZM131 186H133V185H131ZM158 186H159V184H158ZM175 186V187H176ZM92 187V186H91ZM94 187V186H93ZM96 187V186H95ZM102 187H105L104 185L102 186ZM114 187V186H113ZM121 187L122 186H120V189H121ZM138 187V186H137ZM160 187V186H159ZM197 187V186H196ZM214 187V188H215ZM55 188V187H54ZM98 188V187H97ZM110 188V187H109ZM115 188V187H114ZM123 188V187H122ZM125 188H127V187H125ZM132 188V187H131ZM136 188V187H135ZM167 188V187H166ZM201 188V187H200ZM105 189H106V187H105ZM108 189V188H107ZM130 189V188H129ZM140 189V188H139ZM161 189H162V186H161ZM164 189V188H163ZM162 189V190H163ZM171 189V188H170ZM195 189V188H194ZM213 189V188H212ZM212 189H211V191H212ZM112 190V189H111ZM115 190H116V188H115ZM123 190V189H122ZM169 190V189H168ZM204 190V189H203ZM13 191H17V193L18 194H15ZM67 191H70V190H67ZM71 191H72V189H71ZM109 191H110V189H109ZM114 191V190H113ZM113 191H111L112 193H113ZM117 191V190H116ZM130 191V190H129ZM142 191L140 192V193H138L139 195H138V203H139V205H140V203H142V202H144V200L142 199V198H140L139 196H141V195H143L142 194ZM164 191V190H163ZM165 191H166V189H165ZM174 191V190H173ZM177 191V190H176ZM210 191V190H209ZM14 193V195H12L13 193ZM61 192V191H60ZM175 192V191H174ZM196 192V191H195ZM205 192V191H204ZM35 193V192H34ZM123 193V192H122ZM134 194H135V192H133ZM145 193V192H144ZM171 193H172V191H171ZM179 193V194H180ZM212 193V192H211ZM37 194V193H36ZM39 194V193H38ZM163 194V193H162ZM167 194V193H166ZM196 194V193H195ZM216 194V193H215ZM19 195V196H18ZM41 195V194H40ZM113 195H114V193H113ZM117 195V194H116ZM130 195H131V193H130ZM129 195V196H130ZM176 195V194H175ZM188 195V194H187ZM203 195H204V193H203ZM209 195V194H208ZM39 196V195H38ZM42 196L44 197V195L42 194ZM100 196V195H99ZM128 196V197H129ZM134 196H137V195H134ZM152 196V195H151ZM164 196H165V194H164ZM168 196H170V194H168ZM180 196V195H179ZM181 196H183L184 197V195H181ZM185 196H186V194H185ZM190 196V195H189ZM205 196H207V195H205ZM211 196V195H210ZM218 196H217V198H218ZM28 197V196H27ZM26 197V198H27ZM46 197V196H45ZM44 197V198H45ZM48 197V196H47ZM119 197H121V196H119ZM133 197V196H132ZM131 197V198H132ZM143 197V196H142ZM158 197V196H157ZM212 197V196H211ZM216 197V196H215ZM28 198H30V197H28ZM40 198V197H39ZM134 198V197H133ZM136 198V197H135ZM160 198H161V196H160ZM167 198H169V197H167ZM166 198V199H167ZM171 198V197H170ZM178 198V197H177ZM186 198V197H185ZM184 198V199H185ZM236 198V200L234 201V202H232V203H228L231 199H235ZM18 199V198H17ZM42 199V201H43V198H41ZM47 199V198H46ZM114 199H115V197H114ZM120 199V198H119ZM40 200V199H39ZM48 200V199H47ZM55 200V199H54ZM123 200V199H122ZM121 200V201H122ZM124 200H125V197H124ZM146 200V199H145ZM147 200H149V199H147ZM153 200V199H152ZM152 200H151V202H152ZM159 200V199H158ZM172 199H170V201H171ZM188 200V199H187ZM5 201V202H6ZM13 201V200H12ZM20 201V200H19ZM23 201V200H22ZM26 201V200H25ZM100 201V200H99ZM98 201V202H99ZM117 201H119V200H117ZM134 201H136V200H134ZM175 201V200H174ZM220 201V200H219ZM32 202V201H31ZM35 202V201H34ZM68 202V201H67ZM127 202V201H126ZM132 202H133V200H132ZM149 202V201H148ZM155 202V201H154ZM177 202V201H176ZM183 202V201H182ZM187 202V201H186ZM193 202V201H192ZM217 202V201H216ZM13 203V202H12ZM20 203V202H19ZM18 203V204H19ZM27 203H29V202H27ZM111 203L113 204V202L111 201ZM110 203V204H111ZM22 204V203H21ZM35 204V203H34ZM68 204V203H67ZM98 204V203H97ZM97 204H95V206L97 205ZM131 204V203H130ZM134 204V203H133ZM152 204V203H151ZM66 205V204H65ZM64 205V206H65ZM114 205V204H113ZM113 205H111V206H113ZM122 205V204H121ZM120 205V206H121ZM125 205V204H124ZM129 205V204H128ZM134 205H136V204H134ZM149 205V204H148ZM147 205V206H148ZM109 206V205H108ZM127 206V205H126ZM130 206V205H129ZM141 206H143V205H141ZM137 207V206H136ZM156 207V206H155ZM159 207V206H158ZM86 208V207H85ZM102 208V207H101ZM114 208H115V205H114ZM123 208H125V207H123ZM127 208V207H126ZM141 208V207H140ZM14 209V208H13ZM113 209V208H112ZM147 209V208H146ZM2 210V209H1ZM7 210V209H6ZM95 210H97L98 211V209H96L95 208ZM136 210V209H135ZM142 210V209H141ZM144 210H145V208H144ZM232 210V211H231ZM101 211V210H100ZM100 211H98V212H100ZM117 211V210H116ZM130 211V210H129ZM155 211V210H154ZM2 212V211H1ZM97 212V213H98ZM122 212V211H121ZM126 212H128L127 211V209H126ZM134 212V211H133ZM140 212V211H139ZM148 212V211H147ZM95 213H96V211H95ZM111 213V212H110ZM114 213V212H113ZM112 213V214H113ZM123 213V212H122ZM163 213V212H162ZM118 215L120 214V213H117ZM129 214V213H128ZM215 214V213H214ZM50 215V214H49ZM48 215V216H49ZM123 215V214H122ZM133 215V214H132ZM138 215V214H137ZM46 216V215H45ZM53 216V215H52ZM108 216V215H107ZM124 216V215H123ZM143 216V215H142ZM44 217V216H43ZM50 217V216H49ZM109 218H110V216H108ZM120 217V216H119ZM129 217V216H128ZM29 218V217H28ZM91 218V217H90ZM105 218H107V217H105ZM112 218V217H111ZM121 218V217H120ZM136 218V217H135ZM173 218V217H172ZM41 219V218H40ZM46 219V218H45ZM49 219V218H48ZM73 219V218H72ZM176 219H178L177 217H176ZM35 220H37V219H35ZM108 220V219H107ZM110 220V219H109ZM126 220H128V219H126ZM125 220V221H126ZM163 220V219H162ZM211 220V219H210ZM213 220V219H212ZM45 221V220H44ZM111 221V220H110ZM114 221V220H113ZM113 221H112V223H113ZM116 221V220H115ZM119 221H121V220H119ZM124 221V220H123ZM132 221V220H131ZM118 222V221H117ZM183 222V221H182ZM36 223V222H35ZM38 223V222H37ZM44 223V222H43ZM59 223V222H58ZM62 223V222H61ZM79 223V222H78ZM123 223H125V222H123ZM135 223V222H134ZM133 223V224H134ZM31 224H32V222H31ZM52 224V223H51ZM205 224V225H206ZM24 225V224H23ZM33 225V224H32ZM41 225V224H40ZM129 225H130V223H129ZM182 225V224H181ZM183 225H184V223H183ZM182 225V226H183ZM49 226V225H48ZM62 226V225H61ZM122 226H125V225H123L122 224ZM127 226V225H126ZM140 226V225H139ZM162 226V225H161ZM14 227V226H13ZM12 227V228H13ZM19 227V226H18ZM24 227H25V225H24ZM26 227H27V225H26ZM29 227V226H28ZM45 227V226H44ZM47 227V226H46ZM117 227V226H116ZM130 227H132L131 225H130ZM142 227V226H141ZM213 227V228H212ZM8 228H10V227H8ZM53 228V227H52ZM54 228H56V227H54ZM175 228V227H174ZM50 229H51V227H50ZM120 229V228H119ZM122 229V228H121ZM120 229V230H121ZM124 229V228H123ZM136 229L138 230V228H135L134 230L136 231ZM162 229V228H161ZM178 229V228H177ZM183 229V228H182ZM216 229V228H215ZM40 230V229H39ZM48 230H49V228H48ZM163 230H164V228H163ZM46 231V230H45ZM104 231V230H103ZM127 231V230H126ZM139 231V230H138ZM191 231H193V230H191ZM32 232V231H31ZM51 232H53V231H51ZM62 231H60V233H61ZM124 232V231H123ZM129 232V231H128ZM141 232H143V231H141ZM146 232V231H145ZM144 232V233H145ZM176 232V231H175ZM10 233V232H9ZM18 233V232H17ZM28 233H30V232H28ZM54 233V232H53ZM56 233V232H55ZM67 233V232H66ZM112 233V232H111ZM130 233V232H129ZM143 233V234H144ZM192 233V232H191ZM39 234V233H38ZM62 234V233H61ZM117 234H120V233H117ZM135 234V233H134ZM152 234V233H151ZM175 234H177V233H175ZM178 234H179V232H178ZM16 235H19V234H16ZM34 235V234H33ZM122 235V234H121ZM174 235V234H173ZM189 236V238H191L193 235H194V233H192V234H188ZM36 236V235H35ZM147 236H149V234L147 235ZM152 236V235H151ZM163 236V235H162ZM213 236V237H212ZM145 237V236H144ZM12 238V237H11ZM54 238V237H53ZM119 238V237H118ZM127 238V237H126ZM130 238V237H129ZM1 239V238H0ZM5 239V238H4ZM13 239H15V238H13ZM22 239V238H21ZM63 239L64 238H62L61 240L63 241ZM80 239V238H79ZM153 239H155V238H153ZM61 240H59V241H61ZM119 240V239H118ZM12 241V240H11ZM66 241V239L63 241V242H65ZM157 241V240H156ZM176 241L177 242H179L180 241V238H176ZM9 243H10V240H9ZM12 243V242H11ZM132 243V242H131ZM176 243V242H175ZM49 244V243H48ZM52 244V243H51ZM55 244V243H54ZM53 244V245H54ZM56 244H58V246L59 245H61L60 243H56ZM55 244V245H56ZM177 244V243H176ZM140 245V244H139ZM40 246V245H39ZM50 246V245H49ZM58 246H55V249L56 248H59V249H61V248H63L62 246H60V247H58ZM112 246V245H111ZM142 246V245H141ZM173 246H175L174 244H173ZM116 247V246H115ZM143 247H144V245H143ZM176 247V246H175ZM15 248V247H14ZM65 248H67L68 249V247H65ZM86 248V247H85ZM2 249H4V248H2ZM23 249V248H22ZM55 249H54V251H55ZM67 249H66V251H67ZM76 249V248H75ZM88 249V248H87ZM25 250V249H24ZM53 250V249H52ZM32 251V250H31ZM62 251H64V250H62ZM9 252V251H8ZM17 252H20V251H17ZM16 252V253H17ZM21 252H23V250H21ZM29 252V251H28ZM56 252H57V249H56ZM65 252V251H64ZM14 253V252H13ZM12 253V258H13V254ZM24 253V252H23ZM33 253V252H32ZM40 253V252H39ZM51 253V252H50ZM49 253V254H50ZM60 253H61V251H60ZM73 253H75V252H73ZM21 254V253H20ZM28 254V253H27ZM46 254V253H45ZM89 254V253H88ZM130 254V253H129ZM11 255V254H10ZM22 255V254H21ZM24 255V254H23ZM34 255H38V254H34ZM40 255H41V253H40ZM66 255V254H65ZM79 255H81V254H79ZM90 255V254H89ZM8 256V255H7ZM17 256V255H16ZM27 256V255H26ZM42 256V255H41ZM51 256V255H50ZM20 257V256H19ZM30 257V256H29ZM122 257V256H121ZM124 257V256H123ZM5 258V257H4ZM8 258H9V256H8ZM31 258V257H30ZM14 259V258H13ZM27 259V258H26ZM54 259V258H53ZM7 260V259H6ZM20 260H22V262H23V259L21 258ZM28 260V259H27ZM33 260V259H32ZM44 260V259H43ZM55 260H56V258H55ZM110 260V259H109ZM5 261V260H4ZM10 261V260H9ZM26 261V260H25ZM42 261V260H41ZM13 262H16V261H13ZM29 262H30V260H29ZM32 263V262H31ZM66 263V262H65ZM71 263V262H70ZM144 263V262H143ZM30 264V263H29ZM33 264V263H32ZM42 264V263H41ZM49 264V263H48ZM75 264V263H74ZM229 264V263H228Z\"/></svg>",
  "mask_w": 264,
  "mask_h": 264
},
{
  "label": "crops",
  "instance_id": "0c3cea01",
  "mask_svg": "<svg viewBox=\"0 0 264 264\" xmlns=\"http://www.w3.org/2000/svg\"><path fill=\"white\" fill-rule=\"evenodd\" d=\"M240 260V255L237 257V259L234 261V263L233 264H238V261ZM241 264H244V263H241Z\"/></svg>",
  "mask_w": 264,
  "mask_h": 264
}]
</instances>
